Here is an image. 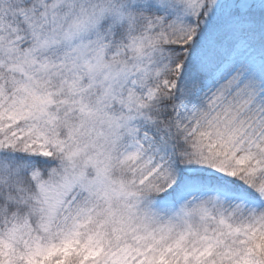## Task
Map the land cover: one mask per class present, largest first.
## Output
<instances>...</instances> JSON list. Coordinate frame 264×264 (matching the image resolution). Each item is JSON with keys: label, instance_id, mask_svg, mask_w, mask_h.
Returning a JSON list of instances; mask_svg holds the SVG:
<instances>
[{"label": "snow or ice", "instance_id": "snow-or-ice-1", "mask_svg": "<svg viewBox=\"0 0 264 264\" xmlns=\"http://www.w3.org/2000/svg\"><path fill=\"white\" fill-rule=\"evenodd\" d=\"M0 264H264V0H0Z\"/></svg>", "mask_w": 264, "mask_h": 264}]
</instances>
